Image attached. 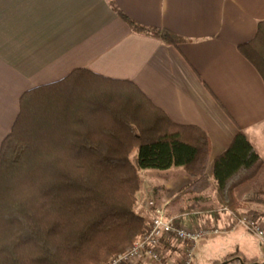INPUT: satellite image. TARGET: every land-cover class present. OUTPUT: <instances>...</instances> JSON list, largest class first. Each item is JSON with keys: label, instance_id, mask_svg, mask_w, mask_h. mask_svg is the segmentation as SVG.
I'll list each match as a JSON object with an SVG mask.
<instances>
[{"label": "trees", "instance_id": "16d2710c", "mask_svg": "<svg viewBox=\"0 0 264 264\" xmlns=\"http://www.w3.org/2000/svg\"><path fill=\"white\" fill-rule=\"evenodd\" d=\"M108 2L135 33L183 42ZM239 49L264 81V21ZM210 153L203 130L172 122L132 82L76 69L27 91L0 148V264H106L130 250L149 221L139 211L142 170L182 168L195 180L165 207L168 216L229 210L240 218L239 192L264 161L242 131L215 160L212 179ZM212 187L215 198L205 195ZM225 261L260 263L241 253Z\"/></svg>", "mask_w": 264, "mask_h": 264}, {"label": "crops", "instance_id": "0c3cea01", "mask_svg": "<svg viewBox=\"0 0 264 264\" xmlns=\"http://www.w3.org/2000/svg\"><path fill=\"white\" fill-rule=\"evenodd\" d=\"M113 1L131 19L167 29L183 42L175 47L135 33L108 0H0V148L20 113L24 93L87 69L134 83L172 122L203 130L211 143L210 179L215 160L239 131L264 161V81L239 49L256 37L264 21V0ZM147 176L139 194V211L144 215L147 199L167 207L195 182L182 168ZM263 178L264 168L239 192L246 206L242 214H263ZM205 195L215 198L216 189ZM177 219L187 227L228 229L238 220L229 210ZM243 234L251 236L241 238ZM224 235H238L237 244L244 248L228 255H247L245 242L253 240L252 234L237 225ZM219 236L203 240L200 248ZM184 252V244L165 241L162 264H179ZM225 256L216 264H229ZM139 264L158 263L145 259Z\"/></svg>", "mask_w": 264, "mask_h": 264}, {"label": "built area", "instance_id": "2783aa9c", "mask_svg": "<svg viewBox=\"0 0 264 264\" xmlns=\"http://www.w3.org/2000/svg\"><path fill=\"white\" fill-rule=\"evenodd\" d=\"M144 213L149 220L146 234L130 250L119 253L106 264H139L145 259L162 264V246L165 241L169 240H176L185 245V252L179 264H193L197 247L203 240L227 234L233 231L237 225L264 242V227L260 220L246 214L241 215L228 229L203 224L187 227L178 219L168 216L165 207L158 206L153 198L144 202Z\"/></svg>", "mask_w": 264, "mask_h": 264}, {"label": "rangeland", "instance_id": "374dc122", "mask_svg": "<svg viewBox=\"0 0 264 264\" xmlns=\"http://www.w3.org/2000/svg\"><path fill=\"white\" fill-rule=\"evenodd\" d=\"M154 171L157 172H164L165 170H142V176L144 180L148 177L147 173H153ZM263 184H264V178H263ZM246 207V206H245ZM264 209V206H260ZM142 212V211H141ZM263 214H259L253 211H248L246 213H243L242 215L246 214L247 216H251L253 218L259 219L261 224L264 227V212ZM248 233V231H246ZM251 234V233H250ZM226 235L219 236L217 239L206 242V244L202 245L200 248V245L197 247V250L195 252L194 256V263L193 264H216L219 263L217 261L218 259H224L221 258L222 256L228 255L231 252H235L237 250H243L241 249V245L237 244L241 242L239 240L238 235H231L230 237ZM251 236V235H250ZM249 234H243L241 238L250 237ZM253 240L246 241L247 248H245L244 252L248 257L257 256L256 259L260 263H264V242L257 236L252 235ZM216 238V237H215ZM206 241V240H205ZM202 243V242H201ZM200 243V244H201ZM249 245V247H248ZM251 252V253H249ZM226 257V256H225ZM216 260V261H215ZM221 260V261H222ZM258 263V264H260ZM224 264V263H222ZM229 264H238V263H229Z\"/></svg>", "mask_w": 264, "mask_h": 264}, {"label": "water", "instance_id": "95a60500", "mask_svg": "<svg viewBox=\"0 0 264 264\" xmlns=\"http://www.w3.org/2000/svg\"><path fill=\"white\" fill-rule=\"evenodd\" d=\"M256 264H258V263H256Z\"/></svg>", "mask_w": 264, "mask_h": 264}]
</instances>
